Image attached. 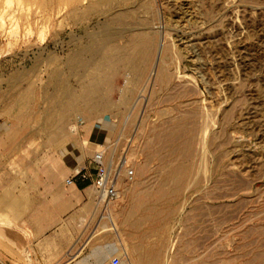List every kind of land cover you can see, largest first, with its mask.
Listing matches in <instances>:
<instances>
[{"label":"rangeland","instance_id":"rangeland-1","mask_svg":"<svg viewBox=\"0 0 264 264\" xmlns=\"http://www.w3.org/2000/svg\"><path fill=\"white\" fill-rule=\"evenodd\" d=\"M3 1L0 196L39 175L65 182L103 150L135 176L126 180L124 167L119 198L85 223L99 261L114 246L109 264H264V0H144L151 8L139 15L156 28L167 75L154 77L156 50L130 92L131 74L120 69L96 114L67 111L64 95L84 91L68 65L109 29L106 15L84 14L89 0L75 16L59 0L11 10Z\"/></svg>","mask_w":264,"mask_h":264},{"label":"crops","instance_id":"crops-1","mask_svg":"<svg viewBox=\"0 0 264 264\" xmlns=\"http://www.w3.org/2000/svg\"><path fill=\"white\" fill-rule=\"evenodd\" d=\"M81 75L79 83L84 91L75 94L73 102H64L67 111L82 105L91 114L99 113V76L90 70ZM109 78L110 75L106 77V86ZM106 86L102 91L113 89V86ZM59 112L58 109L50 113L52 121L64 114V111ZM94 120L89 119V122L95 123ZM69 137L67 131L61 136L62 139ZM24 168L51 170V166ZM93 189L92 184L79 177L67 184L61 177L51 178L45 174L20 180L10 190H3L0 196V264H109L108 257L115 247L105 249L107 258L101 262L95 255L97 241L85 239V223L93 219L99 207L96 194L88 193Z\"/></svg>","mask_w":264,"mask_h":264},{"label":"bare ground","instance_id":"bare-ground-1","mask_svg":"<svg viewBox=\"0 0 264 264\" xmlns=\"http://www.w3.org/2000/svg\"><path fill=\"white\" fill-rule=\"evenodd\" d=\"M26 1L27 0H4L3 3L10 9V7L11 8L13 7L14 3L23 4L26 3ZM132 1L133 0H89L88 6L85 8L84 14L86 15H101V14L106 15L105 24H106V28L107 26H109L108 27L109 29H106L105 31H102L100 33L97 31L98 33H95L96 36L94 37L92 36L91 42L90 43L88 42L89 44L87 43L86 46L76 51L74 55L71 57V61L69 62L68 65V70H70L72 73L78 74L79 76H82L81 73L83 74L88 70L94 71L96 74H98L99 86H100V90H99L100 99H102L101 91L103 87L106 86L107 84L106 77L107 76L109 77V75L111 74H117L120 71V69H125L126 72H129L131 74V78H128L130 79L129 84H131V88H129L128 91L130 92L134 88L135 82L148 73V69L151 64L152 55L154 54L155 50L157 51L156 28L155 26L149 25L150 24L149 20L151 19L150 17L146 15L141 17L139 15V10L140 9L146 10L149 9V7L151 8V3L144 0H135L138 1L139 4V8L137 9L134 7H129ZM59 2L67 5L68 4L72 5V15L75 16L83 0H59ZM28 3H26V5ZM131 4H133V2ZM101 6H105L104 12L101 11L100 9ZM1 11L3 10L1 9ZM0 17H3L2 14H0ZM111 25L115 26V28L111 29L110 27ZM136 26H141L143 29H139V31H134ZM3 27L4 25L3 26L0 25L1 29ZM102 28H105V25ZM149 28L150 30H147ZM121 37H125L126 39L124 43L119 44L118 40ZM162 51H163V47L159 50V52L157 51L158 52L157 57L155 59L154 64L152 65V72L154 74V77L156 75V79L158 80L163 79V76L166 74L163 65H161L159 62ZM74 95L75 93H72L71 91H65L64 100L68 103H71L74 101L75 98ZM84 98H86V95ZM102 108L103 106L100 104L99 109Z\"/></svg>","mask_w":264,"mask_h":264},{"label":"built area","instance_id":"built-area-1","mask_svg":"<svg viewBox=\"0 0 264 264\" xmlns=\"http://www.w3.org/2000/svg\"><path fill=\"white\" fill-rule=\"evenodd\" d=\"M124 167H126L125 179L133 180L134 170L126 165L125 159L111 164L106 161L103 150L97 151L90 159L88 166L76 171L72 178L66 180V183L72 184L75 177L88 181L94 187L98 203L110 204L119 198L118 182L122 177ZM112 264H119V260L113 259Z\"/></svg>","mask_w":264,"mask_h":264}]
</instances>
